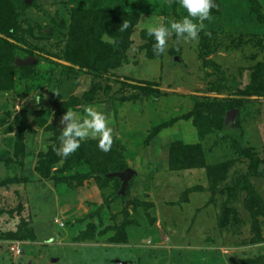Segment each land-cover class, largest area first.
<instances>
[{
  "label": "rangeland",
  "instance_id": "374dc122",
  "mask_svg": "<svg viewBox=\"0 0 264 264\" xmlns=\"http://www.w3.org/2000/svg\"><path fill=\"white\" fill-rule=\"evenodd\" d=\"M185 15L178 0H0V264H264V0H215L197 41L173 32L155 55L147 29ZM87 106L111 149L87 139L64 159L60 121Z\"/></svg>",
  "mask_w": 264,
  "mask_h": 264
},
{
  "label": "clouds",
  "instance_id": "9594fccd",
  "mask_svg": "<svg viewBox=\"0 0 264 264\" xmlns=\"http://www.w3.org/2000/svg\"><path fill=\"white\" fill-rule=\"evenodd\" d=\"M178 3L187 12L182 20L168 21L170 27L160 23L147 29L148 36L155 39L153 52L157 56L166 53L168 37L173 32L186 41H197L206 27L204 21H210L213 18L212 9L215 6V0H178ZM129 27V22L124 21L119 30L125 31ZM104 39L114 44L117 42L107 34ZM32 99L39 105L42 97L36 95ZM84 112L85 114L81 116L72 109H68L60 121L63 125L62 134L59 137L60 146L54 150L64 159L75 153L80 148L81 142L87 139L98 141L99 148L104 152L111 149L114 129L109 126L106 114L93 106H87Z\"/></svg>",
  "mask_w": 264,
  "mask_h": 264
},
{
  "label": "water",
  "instance_id": "95a60500",
  "mask_svg": "<svg viewBox=\"0 0 264 264\" xmlns=\"http://www.w3.org/2000/svg\"><path fill=\"white\" fill-rule=\"evenodd\" d=\"M36 62H37V60L35 58H28V59L18 61V63L20 65H27V66L34 65ZM238 114H239V110L237 108L229 110L228 114H227V118H226V126L227 125L235 126ZM135 173H136V170L129 167V168L125 169L124 171L113 172L110 174V176L119 177L121 179V181H122L121 193L125 194L127 188L130 186V181L133 178V176L135 175ZM118 263L126 264V262H123L120 260H118Z\"/></svg>",
  "mask_w": 264,
  "mask_h": 264
},
{
  "label": "trees",
  "instance_id": "16d2710c",
  "mask_svg": "<svg viewBox=\"0 0 264 264\" xmlns=\"http://www.w3.org/2000/svg\"><path fill=\"white\" fill-rule=\"evenodd\" d=\"M107 34V32L104 30V31H102L101 32V34H100V36H97V40L99 39L100 40V42H98L99 44L100 43H102L103 45H106V46H108V47H117V42L114 44V43H111L109 40H105L104 39V37H105V35ZM108 35V34H107ZM109 36V35H108ZM110 37V36H109ZM113 39H117V38H113ZM82 47V46H81ZM86 49V45H85V48L83 47V49H82V51L83 50H85ZM82 55V54H81ZM152 57H154V56H152ZM107 70H108V68L106 67L105 68V70L103 71L104 73L105 72H107ZM236 106H238V105H236ZM235 108H237V107H235ZM234 109V108H233ZM238 110H239V108H237ZM223 108L220 110V112H222L223 113ZM218 118V117H217ZM202 148V147H201ZM200 147H199V153L198 154H196V156H202L203 155V149H201ZM174 150V149H173ZM119 158H121V156L119 155L118 156ZM195 164H199L200 165V163H198V162H194ZM202 163H203V161H202ZM187 164V163H186ZM190 165H193V164H190ZM190 165H188V166H190ZM202 165V164H201ZM200 165V166H201ZM127 169V168H129V167H126V166H123L122 167V169ZM210 168H212L213 169V171H215V172H221V173H223L224 175H225V173H224V171L222 170L221 171V165L220 164H216V165H214V166H212V167H210Z\"/></svg>",
  "mask_w": 264,
  "mask_h": 264
},
{
  "label": "built area",
  "instance_id": "2783aa9c",
  "mask_svg": "<svg viewBox=\"0 0 264 264\" xmlns=\"http://www.w3.org/2000/svg\"><path fill=\"white\" fill-rule=\"evenodd\" d=\"M22 251L18 248V253H21Z\"/></svg>",
  "mask_w": 264,
  "mask_h": 264
}]
</instances>
